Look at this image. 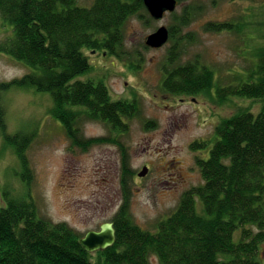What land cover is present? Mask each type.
I'll return each mask as SVG.
<instances>
[{
	"label": "trees",
	"instance_id": "16d2710c",
	"mask_svg": "<svg viewBox=\"0 0 264 264\" xmlns=\"http://www.w3.org/2000/svg\"><path fill=\"white\" fill-rule=\"evenodd\" d=\"M181 2L177 0V7ZM177 7L165 13L174 22L168 27L173 44L161 66L162 90L172 97L203 95L214 99L215 95L220 103L232 98L251 99L259 102L261 109L254 114L239 108L220 121L208 158L196 160L204 183L184 192L176 209L151 232L132 217V172L126 147L118 140L128 130L126 120L141 114V104L138 99L114 100L104 81L83 79L93 68L86 50L107 49V55L123 58L127 20L132 16L145 22L154 19L144 0H94L90 7L80 6L78 0H0V15L14 27V37L0 40V52L31 68L21 78L0 83V132L13 147L23 179H29L25 145L31 136L20 127L8 133L5 94L31 87L49 94V114L64 124L77 147L84 149L98 142L83 136L84 119L110 128L113 136L108 140L123 153L121 185L125 195L112 219L116 242L94 252L96 262L92 260L94 253L80 242L83 235L66 223L45 219L33 202L8 198L7 206L0 207V264H154L153 257L158 264H264L260 257L264 244V45L259 48L258 60L244 74L239 72L219 84L215 72L199 57L182 61L181 42L188 39L182 29L198 11L186 6L178 15ZM245 25L241 19L208 22L204 27L241 34ZM134 55L129 68L138 73L143 58ZM210 144L195 140L190 148L201 152ZM237 231L240 234L235 241Z\"/></svg>",
	"mask_w": 264,
	"mask_h": 264
},
{
	"label": "rangeland",
	"instance_id": "374dc122",
	"mask_svg": "<svg viewBox=\"0 0 264 264\" xmlns=\"http://www.w3.org/2000/svg\"><path fill=\"white\" fill-rule=\"evenodd\" d=\"M94 0H78L90 7ZM198 11L196 18L182 29L188 39L182 40V61L199 57L224 84L258 60L264 45V0H182L176 14L184 7ZM246 22L241 34L209 31L208 22ZM174 19L166 14L162 20H146L132 16L125 23L123 58L107 55L108 50H86L93 66L83 79L102 80L114 100L138 99L142 111L126 120L129 127L119 143L126 147V158L132 172L131 214L141 228L156 232L158 223L177 207L184 192L204 183L197 158H208L214 143L215 129L222 119L232 116L239 108L254 114L261 104L251 99L232 98L223 103L203 95L175 96L161 87V66L168 41L160 48L145 49L147 36L162 25L169 27ZM14 37V27L0 15V40ZM251 37L253 38L251 40ZM140 54L143 67L130 71V59ZM31 71L12 56L0 52V83L12 82ZM214 93V91H213ZM215 94V93H214ZM8 109V133L18 127L29 132L25 145L29 164L23 179L19 160L0 132V207L7 199L22 198L33 202L41 216L53 223H66L76 233L85 236L112 222L124 200L121 185L123 153L110 142V128L103 122L84 119L81 131L86 139L96 138L80 148L72 142L64 124L49 114L52 100L47 93L33 88L11 89L5 94ZM7 133V134H8ZM9 135V134H8ZM211 141L210 146L197 152L190 148L195 140ZM147 166L149 172L139 173ZM29 181V184L28 182ZM201 212L200 205L198 206ZM240 232L235 233V241ZM97 261V254H92ZM260 257L264 261V244ZM158 264L156 257L152 258Z\"/></svg>",
	"mask_w": 264,
	"mask_h": 264
},
{
	"label": "water",
	"instance_id": "95a60500",
	"mask_svg": "<svg viewBox=\"0 0 264 264\" xmlns=\"http://www.w3.org/2000/svg\"><path fill=\"white\" fill-rule=\"evenodd\" d=\"M144 4L150 15L160 20L166 12H172L177 7V0H144ZM169 40V29L162 25L157 30L151 32L145 43L150 48H160ZM149 172V168L144 166L139 176L143 177ZM84 249L90 253L106 250L116 242V229L112 222L103 223L98 231H89L80 240Z\"/></svg>",
	"mask_w": 264,
	"mask_h": 264
},
{
	"label": "bare ground",
	"instance_id": "6f19581e",
	"mask_svg": "<svg viewBox=\"0 0 264 264\" xmlns=\"http://www.w3.org/2000/svg\"><path fill=\"white\" fill-rule=\"evenodd\" d=\"M5 207H6V206H5ZM83 237H84V236H83ZM83 237H82V238H83ZM82 238H81V239H82ZM92 260H93V259H92ZM93 261H95V262H96V260H93ZM102 264H103V263H102Z\"/></svg>",
	"mask_w": 264,
	"mask_h": 264
},
{
	"label": "flooded vegetation",
	"instance_id": "af4514ba",
	"mask_svg": "<svg viewBox=\"0 0 264 264\" xmlns=\"http://www.w3.org/2000/svg\"><path fill=\"white\" fill-rule=\"evenodd\" d=\"M169 41V40H168Z\"/></svg>",
	"mask_w": 264,
	"mask_h": 264
}]
</instances>
